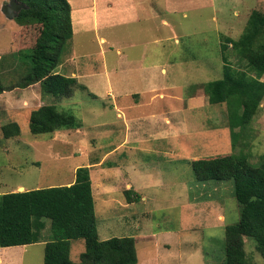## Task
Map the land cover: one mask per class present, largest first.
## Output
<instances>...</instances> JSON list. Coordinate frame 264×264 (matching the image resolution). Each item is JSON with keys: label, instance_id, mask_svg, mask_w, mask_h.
I'll list each match as a JSON object with an SVG mask.
<instances>
[{"label": "rangeland", "instance_id": "374dc122", "mask_svg": "<svg viewBox=\"0 0 264 264\" xmlns=\"http://www.w3.org/2000/svg\"><path fill=\"white\" fill-rule=\"evenodd\" d=\"M8 2L0 0V76L4 84L14 85L31 65L28 51L18 49L34 43L39 26L20 25L6 18L1 6ZM166 9L168 14L164 6L160 12L161 19L169 23L161 25L159 31L161 52L148 51L145 61L121 64L119 48L100 41L104 29L99 33L76 32L61 59L75 48L79 81L69 76L86 89L78 87L69 97L56 98L42 93L35 83L0 93V194L20 186L35 189L61 185L75 177L76 167L87 166L100 239L121 235L135 239L133 235L138 234V264H221L225 226L239 218L233 183L197 181L190 162L182 158L186 152L191 156L234 153L255 162L264 154V97L249 123L234 128V142L226 105L209 103L202 88L203 83L222 75L221 36L238 38L253 9L264 13V0H193L185 16L181 10ZM110 36L121 41V27L110 29ZM153 59H159L158 66H147ZM229 59L236 65L232 53ZM161 67L166 71H160ZM56 70L66 72L65 67ZM140 73L145 79L134 80ZM126 90L130 92L124 94ZM190 97L203 103L195 99L190 103ZM44 104L73 113L81 126L31 133L30 111ZM166 118L170 121L165 122ZM12 121L18 123L19 134L6 138L1 126ZM177 123L181 128L176 131L174 153L167 132ZM219 138L220 144H213ZM204 139L208 147L203 150L204 145H200L198 152L197 145ZM107 161L113 170H108ZM133 165L148 169L161 181L158 187L147 189L146 200L129 199L121 190L109 191L108 197L100 195V186L106 181L114 183L118 169L130 172ZM217 213H221L219 218ZM118 219L127 223L126 229L116 224ZM104 222L110 224L108 230L102 227ZM46 224L49 234V220ZM42 232L46 235L47 230ZM45 239L42 235L39 242L28 244L16 264H44ZM84 247L82 239L71 241V261L79 260ZM244 249L251 264H263L254 241L247 236Z\"/></svg>", "mask_w": 264, "mask_h": 264}, {"label": "trees", "instance_id": "16d2710c", "mask_svg": "<svg viewBox=\"0 0 264 264\" xmlns=\"http://www.w3.org/2000/svg\"><path fill=\"white\" fill-rule=\"evenodd\" d=\"M25 4L14 19L20 24H37L38 35L27 50L29 70L14 85L0 76V93L38 83L42 93L69 97L75 88L86 89L76 78L55 72L72 37L71 6L68 0H17ZM222 75L202 88L211 104L226 105L231 140L233 130L245 126L260 108L264 97V13L253 9L238 38L225 35L220 42ZM231 53L236 65L229 59ZM3 57L0 56V63ZM82 122L55 104H44L30 111L29 131L49 133L77 129ZM4 137L19 134L17 122L1 126ZM197 181L233 183L239 218L225 226L224 258L221 264H251L244 249V236L251 238L264 264V154L255 162L234 153L198 157L190 160ZM127 194V192L125 193ZM138 199V198H137ZM136 199V200H137ZM49 220V238L43 246L44 264H138L135 239L113 236L100 239L97 232L89 168L79 166L69 185H52L0 194V247L39 242ZM82 239L79 260L70 259V243Z\"/></svg>", "mask_w": 264, "mask_h": 264}, {"label": "crops", "instance_id": "0c3cea01", "mask_svg": "<svg viewBox=\"0 0 264 264\" xmlns=\"http://www.w3.org/2000/svg\"><path fill=\"white\" fill-rule=\"evenodd\" d=\"M71 6V23H72V37L76 32H86L88 30L99 33L102 32L104 29V37H100L101 42H108L109 46L111 47H117V53L118 56H120V63L121 64H138L142 62L143 60H146V55L148 54V51H154L160 50L159 44L161 41V35L159 34V31L161 29V25L168 26L169 23L167 19L162 18L161 19V10L164 6L165 12L168 14V11L166 8H171L172 11H178L181 10V14L185 16V10L186 8L191 4L193 0H75V5L73 4V0H68ZM162 2L164 5L162 6ZM121 27V41L115 40L110 36V29ZM170 31L174 32V29L170 27ZM157 44L158 47L155 45ZM74 47L70 49V51L65 53V56H67L65 59H61L60 63L57 67L64 68L66 72L61 73L60 71L56 70L55 72L64 74V75H73L78 79V71L76 66V57L74 52ZM145 49V50H144ZM159 52V51H158ZM161 52V50H160ZM159 52V53H160ZM159 59H153L151 62L148 61L147 66H151V64L156 67L158 66ZM174 62V61H173ZM172 62V63H173ZM171 63V62H170ZM150 64V65H149ZM56 67V68H57ZM152 67V68H154ZM160 67V66H159ZM160 71L164 72L166 71L165 68L161 67L159 68ZM130 70V68H129ZM138 75V73H137ZM127 78H130L127 75ZM134 80H143L145 77L142 76V73H140V76ZM130 91H125L124 94H127ZM134 93H137V91H134ZM149 93V92H147ZM138 95V94H134ZM155 97V95L151 96ZM159 97H164L162 93H159ZM193 99L200 102V100L190 97V103L193 102ZM192 105V104H191ZM121 115V114H120ZM126 119V118H125ZM170 120L168 118L165 119V122H169ZM125 123V127H126ZM127 128V127H126ZM181 124L177 123V125L172 126V128L168 129V135H170V146L172 145L174 149H170L174 153L176 152L175 144L177 142L176 139V131L180 130ZM208 139V137H205ZM204 139V142L199 143L198 146V152L201 151V146L204 145L203 150L207 149L208 147V140ZM143 140V139H139ZM126 140L122 141V145L125 144ZM218 143L220 144V138L218 139V142L214 141L213 144ZM109 153V152H108ZM190 157H188L187 154L183 155V160H188L190 162L191 159L198 158V157H206V156H213L218 155L211 154V155H195L191 156L192 153L186 152ZM90 164V163H89ZM95 164L100 165L98 162ZM79 167V166H78ZM106 167H109L108 170H113L112 164L107 161ZM77 168V167H76ZM75 168V169H76ZM121 171L118 169V172L115 174V182L110 183L106 181V183L100 186L101 191L100 195H105V197H108L109 191L119 192V190L123 193H126L127 198L129 199H140V200H146L147 196L145 193L147 192V189L149 188H155L158 187L161 184L160 179H156L153 177L148 169H145L142 166L133 165L130 172ZM74 178H71L70 180H67L65 183L61 185H69L74 181ZM52 186V185H50ZM109 186H112V189H109ZM118 187H121L122 189H118ZM22 188V189H21ZM24 190L23 187H18V190ZM16 189L12 188L10 191H15ZM28 190V189H26ZM185 191H189L188 189H184ZM144 193V194H143ZM93 195V193H92ZM137 199V200H138ZM126 203V201H125ZM122 216L118 215V217ZM221 216V213H217V217L219 218ZM217 218V219H218ZM219 220V219H218ZM117 225L124 226V229L127 228V223L123 222L122 220L118 219ZM47 227V224H46ZM102 227H105L107 230L110 228V224L108 222H104L102 224ZM47 230L45 236V241L48 240L49 234H48V227L44 228ZM98 230V225H97ZM43 231V230H42ZM125 236V235H121ZM128 236V235H126ZM135 239L137 238L138 234L133 235ZM113 237V236H112ZM120 237V236H117ZM78 240V239H77ZM73 241V240H72ZM71 247V243H70ZM27 248V245H13L8 247H0V264H16L17 261H21L24 253L26 252L25 249ZM13 252L14 254H11ZM74 262V261H73Z\"/></svg>", "mask_w": 264, "mask_h": 264}, {"label": "water", "instance_id": "95a60500", "mask_svg": "<svg viewBox=\"0 0 264 264\" xmlns=\"http://www.w3.org/2000/svg\"><path fill=\"white\" fill-rule=\"evenodd\" d=\"M23 8H25L24 3L17 0H9L8 3H5L1 6V12L6 18L14 19L15 17H17L19 11Z\"/></svg>", "mask_w": 264, "mask_h": 264}, {"label": "bare ground", "instance_id": "6f19581e", "mask_svg": "<svg viewBox=\"0 0 264 264\" xmlns=\"http://www.w3.org/2000/svg\"><path fill=\"white\" fill-rule=\"evenodd\" d=\"M22 189V188H21ZM22 191V190H21Z\"/></svg>", "mask_w": 264, "mask_h": 264}]
</instances>
